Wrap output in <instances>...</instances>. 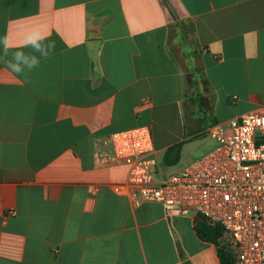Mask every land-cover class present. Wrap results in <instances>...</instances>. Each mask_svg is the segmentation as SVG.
Wrapping results in <instances>:
<instances>
[{
    "label": "crops",
    "instance_id": "obj_1",
    "mask_svg": "<svg viewBox=\"0 0 264 264\" xmlns=\"http://www.w3.org/2000/svg\"><path fill=\"white\" fill-rule=\"evenodd\" d=\"M16 51L38 66L11 71ZM263 110L264 0H0V264H221L194 210L135 204L95 141L150 128L165 179Z\"/></svg>",
    "mask_w": 264,
    "mask_h": 264
},
{
    "label": "built area",
    "instance_id": "obj_2",
    "mask_svg": "<svg viewBox=\"0 0 264 264\" xmlns=\"http://www.w3.org/2000/svg\"><path fill=\"white\" fill-rule=\"evenodd\" d=\"M215 147L165 179L156 178L152 131L137 127L95 141L100 162L124 160L135 204L194 210L229 237L235 264H264V110L216 124Z\"/></svg>",
    "mask_w": 264,
    "mask_h": 264
},
{
    "label": "clouds",
    "instance_id": "obj_3",
    "mask_svg": "<svg viewBox=\"0 0 264 264\" xmlns=\"http://www.w3.org/2000/svg\"><path fill=\"white\" fill-rule=\"evenodd\" d=\"M47 39L46 37H40L38 35L30 34L26 38L25 47H32L33 52H40L42 56H47L50 50L55 48V42L50 41L46 47L42 46L40 40ZM4 54L7 55L9 44L7 39L3 40ZM39 64V59L35 55L25 54L23 51H16L12 55V59L7 62V67L15 72L21 73L24 68L33 69Z\"/></svg>",
    "mask_w": 264,
    "mask_h": 264
},
{
    "label": "trees",
    "instance_id": "obj_4",
    "mask_svg": "<svg viewBox=\"0 0 264 264\" xmlns=\"http://www.w3.org/2000/svg\"><path fill=\"white\" fill-rule=\"evenodd\" d=\"M194 85V84H192ZM180 146L172 147L166 155V163L170 164L169 159L173 154L178 153ZM171 165V164H170ZM198 236L205 242L212 243L217 246V253L221 264H235V255L230 250L229 246L221 243L224 236V230L220 226L209 225L203 217L200 216L196 226Z\"/></svg>",
    "mask_w": 264,
    "mask_h": 264
},
{
    "label": "rangeland",
    "instance_id": "obj_5",
    "mask_svg": "<svg viewBox=\"0 0 264 264\" xmlns=\"http://www.w3.org/2000/svg\"><path fill=\"white\" fill-rule=\"evenodd\" d=\"M187 29L191 30V27L188 25ZM196 146L197 151H211L215 147V144H213L212 138L207 135H203V137L200 139ZM221 243L225 244L226 246H229V237L224 234L223 238L221 239Z\"/></svg>",
    "mask_w": 264,
    "mask_h": 264
}]
</instances>
